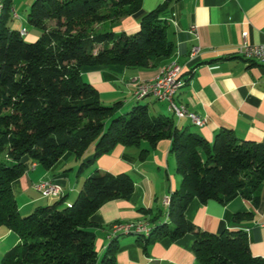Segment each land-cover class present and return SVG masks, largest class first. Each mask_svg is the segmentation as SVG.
I'll list each match as a JSON object with an SVG mask.
<instances>
[{"label": "trees", "instance_id": "obj_1", "mask_svg": "<svg viewBox=\"0 0 264 264\" xmlns=\"http://www.w3.org/2000/svg\"><path fill=\"white\" fill-rule=\"evenodd\" d=\"M12 1L1 0L0 14V226L15 232L19 241L3 253L0 264H118V235L99 254L91 216L108 200L131 197L129 173L96 170L71 203L61 195L26 215L19 213L12 183L34 162L51 169L64 157L80 158L92 148V157L81 163L89 165L117 145L145 140L154 147L162 138L171 142L180 186L170 194L166 216L139 208L149 232L138 239L144 237L146 245L190 233L201 264H264V257L251 253L244 230H201L185 215L195 198L225 204L241 196L260 205L264 138L239 139L221 129L210 144L179 129L171 116L150 115L141 99L120 113V101L104 104L81 77L84 66L147 68L169 59L174 43L168 16L179 0H164L150 11L142 0H33L26 19L40 34L31 42L10 27ZM126 16L138 20V29L114 32L115 23ZM250 215L239 212L234 220Z\"/></svg>", "mask_w": 264, "mask_h": 264}, {"label": "crops", "instance_id": "obj_2", "mask_svg": "<svg viewBox=\"0 0 264 264\" xmlns=\"http://www.w3.org/2000/svg\"><path fill=\"white\" fill-rule=\"evenodd\" d=\"M32 1H12L11 10L17 17L11 16L10 27L19 32L25 28V36L31 33V39H36L39 31L28 32L26 19ZM163 1L142 0V7L150 11ZM168 20V36L174 43V51L169 59L147 68L117 64L84 66L81 68L82 79L97 89L104 104L120 101L119 112L124 113L136 102L133 94L136 83L154 79L163 64L176 60L182 67L180 80L183 84L175 95V102L206 121L202 126H197L189 117H176L169 110L167 102L146 97L140 101L147 104L150 115L171 116L179 129L196 133L210 144L221 129L231 130L239 139L262 140L264 64L245 59L237 49L243 42V31L247 32L248 44L264 40V0H179L173 5ZM48 25H53V21ZM191 25L196 26L197 40L189 32ZM138 27V20L126 16L115 23L112 30L132 33ZM195 44L199 45L200 52L190 57V49ZM170 144L169 139L162 138L154 147H149L145 140H141L137 146L117 145L89 165L81 163L92 157V148L80 158L74 155L64 157L51 169L34 162V167H30V164L12 183L19 213L28 214L36 207L56 200L42 196L34 188V184L43 179H52L60 184L65 203H71L83 180L94 171L112 174L127 172L134 180L131 197L108 200L91 216V221L97 223L92 229L99 254L113 236L118 235V264H201L192 251L193 235L190 233L174 241L161 237L145 245L144 237L139 236V240L138 234L112 232L115 223L143 222L145 215L139 208L151 209L153 213L161 210L166 216L168 206H164L163 199L180 186ZM142 149L146 151L141 153ZM261 195L260 205L257 206L241 196L225 204L216 200L200 202L195 198L187 206L185 215L201 230L216 233L225 229L244 230L251 253L264 257V184ZM239 212H250L251 215L235 222L234 216ZM18 241L15 232L0 226V258Z\"/></svg>", "mask_w": 264, "mask_h": 264}, {"label": "built area", "instance_id": "obj_3", "mask_svg": "<svg viewBox=\"0 0 264 264\" xmlns=\"http://www.w3.org/2000/svg\"><path fill=\"white\" fill-rule=\"evenodd\" d=\"M13 17H17L16 13H12ZM26 29H20V34L22 36L26 35ZM189 32L193 34L194 39L197 40V32L196 26L191 25L189 28ZM247 32H242V44L238 47V53L249 60H257L258 62L264 64V40L261 43L257 44H248L246 42ZM200 52L199 45L195 44L190 49V57H195ZM161 69H168V76H161ZM182 67L180 64L175 63L172 64H163L160 67L159 74L150 81H140L137 82L133 91L135 99H144L146 97L157 98L158 100L165 101L168 104V107L171 111H174L176 117H189L192 118V122L197 126H202L205 123V119L199 118L194 113L189 112L185 107V113H177L175 111V107L172 104V91L175 90V82H182L180 80ZM34 163L30 165V167H34ZM34 188L40 192V194L44 197H48L51 199H59L63 193L62 187L60 184L54 182L52 179H43L38 183L34 184ZM165 197L163 199V203L165 206L166 202ZM264 224V223H263ZM148 225L146 222L143 223H132V221L123 222V223H115L112 225V232H126L127 229H147Z\"/></svg>", "mask_w": 264, "mask_h": 264}, {"label": "bare ground", "instance_id": "obj_4", "mask_svg": "<svg viewBox=\"0 0 264 264\" xmlns=\"http://www.w3.org/2000/svg\"><path fill=\"white\" fill-rule=\"evenodd\" d=\"M2 9H3V5H2V2L0 0V14L2 12ZM176 60H171L169 61L168 63L166 64H172V63H175ZM163 66V65H162ZM161 66V67H162ZM161 76H168V69H161ZM181 82H175V90L172 91V104L173 106L175 107V111L177 113H185V106L183 105H178L176 102H175V95L177 93V91L179 90V88L181 87ZM154 99H157V98H154ZM158 100V99H157ZM170 110V109H169ZM171 111V110H170ZM175 116L176 114L174 113V111H171ZM171 113V114H172ZM191 121H192V118H190ZM169 199H170V196H167L166 198V202H165V205L168 206L169 205ZM132 223H143L142 221H136V222H132ZM149 232V227H147V229H142L141 231L138 230V229H127L126 232H120L122 234H129V233H135V234H144V235H147ZM113 233H116V232H113Z\"/></svg>", "mask_w": 264, "mask_h": 264}, {"label": "rangeland", "instance_id": "obj_5", "mask_svg": "<svg viewBox=\"0 0 264 264\" xmlns=\"http://www.w3.org/2000/svg\"><path fill=\"white\" fill-rule=\"evenodd\" d=\"M27 27H28V32H30V31H31V32H34L35 29L38 30V28L33 27V26H30L29 24H27ZM38 31H39V30H38ZM169 32H170V30H169ZM39 34H40V32H39ZM31 37H32V34L29 33L27 36L24 37V39H25V41H27V42L34 41L35 39H31ZM131 109H132V107H129V109H128L127 111H125L124 113L130 111ZM85 153H86V152H85ZM52 200H53V199H52ZM21 215H26V214H21ZM11 246H12V245H11Z\"/></svg>", "mask_w": 264, "mask_h": 264}]
</instances>
